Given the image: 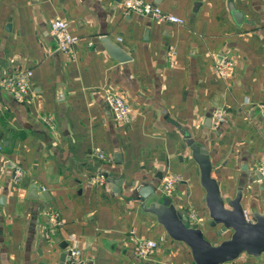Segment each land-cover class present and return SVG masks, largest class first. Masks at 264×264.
<instances>
[{
	"label": "crops",
	"instance_id": "obj_1",
	"mask_svg": "<svg viewBox=\"0 0 264 264\" xmlns=\"http://www.w3.org/2000/svg\"><path fill=\"white\" fill-rule=\"evenodd\" d=\"M146 1L183 22L125 13L122 0H0V81L32 72L23 102L0 87V264H60L72 248L83 264H194L138 195L152 186L162 196L170 171L177 207L196 211L213 243L231 235L211 225L187 136L210 152L224 195L243 190L248 218L264 211V0ZM54 18L78 38L70 53L56 47ZM103 36L130 59L112 57ZM222 58L234 62L226 76L215 71ZM108 91L131 106L129 122L115 119ZM218 107L227 112L215 128ZM138 239L157 246L139 257ZM228 264H264V253Z\"/></svg>",
	"mask_w": 264,
	"mask_h": 264
},
{
	"label": "water",
	"instance_id": "obj_2",
	"mask_svg": "<svg viewBox=\"0 0 264 264\" xmlns=\"http://www.w3.org/2000/svg\"><path fill=\"white\" fill-rule=\"evenodd\" d=\"M234 15L238 19L243 14L234 11ZM101 40L108 53L115 59H130L107 36H103ZM186 144L191 158L200 168V181L206 190L205 201L211 225L221 227L220 235L228 230L231 235L219 243H213L205 236L201 227L190 223L184 209L178 208L172 198L157 194L152 186L139 191L141 209L154 216L171 239L183 243L189 249L194 264H225L243 255L261 257L264 253V211L255 210L252 218H248L243 204V190H238L234 197L224 195L218 179L213 176L214 164L208 149L188 136ZM42 194L48 196L45 191ZM69 256L70 250L62 253L60 264H68Z\"/></svg>",
	"mask_w": 264,
	"mask_h": 264
},
{
	"label": "built area",
	"instance_id": "obj_3",
	"mask_svg": "<svg viewBox=\"0 0 264 264\" xmlns=\"http://www.w3.org/2000/svg\"><path fill=\"white\" fill-rule=\"evenodd\" d=\"M122 6L125 13L136 12L145 16H150L158 22H171L181 24L183 20L176 15L164 12L157 5L146 0H122ZM51 34L55 40L56 47L62 53H70L73 51L78 38L69 31V23L63 18H54L50 22ZM234 65V62L229 58H222L215 65V71L221 75L226 76L228 68ZM31 69H18L6 75L0 81L2 89L10 91L18 102H23L31 86ZM105 102L111 109L115 119L118 122H129L132 117V108L125 100V98L118 92L108 91L104 96ZM260 112L264 115V103L258 104ZM226 109L218 107L213 115V125L218 128L226 117ZM96 155L104 158L103 152L96 148ZM258 170L264 178V159L258 164ZM23 171L20 166L14 167L13 179L15 183L20 181ZM178 176L170 171L166 172L162 179L159 193L162 196L172 197L175 185L178 181ZM184 213L189 219L190 223L196 224L199 221L196 211H188L186 208ZM59 221L54 213H49L47 225L45 227L47 235H53ZM157 246V242L149 239H138L135 244V253L139 257H146L150 254L152 249ZM70 260L73 262H83L81 252L78 249H70Z\"/></svg>",
	"mask_w": 264,
	"mask_h": 264
},
{
	"label": "rangeland",
	"instance_id": "obj_4",
	"mask_svg": "<svg viewBox=\"0 0 264 264\" xmlns=\"http://www.w3.org/2000/svg\"><path fill=\"white\" fill-rule=\"evenodd\" d=\"M226 264H228V263H226Z\"/></svg>",
	"mask_w": 264,
	"mask_h": 264
}]
</instances>
